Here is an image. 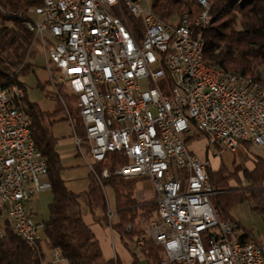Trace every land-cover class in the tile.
<instances>
[{"label": "built area", "instance_id": "2783aa9c", "mask_svg": "<svg viewBox=\"0 0 264 264\" xmlns=\"http://www.w3.org/2000/svg\"><path fill=\"white\" fill-rule=\"evenodd\" d=\"M188 15L165 21L149 0H44L29 11L39 33L49 82L64 103L78 151L99 180L112 175L97 164L109 153L126 162L116 174L151 183L157 202L148 238L163 248L161 264H264V240H240L241 229L213 204L219 191L210 161L189 146L197 135L236 152L243 143L264 146V91L225 79L196 62L199 38L209 23L210 0ZM147 4L148 7H146ZM77 99L85 135L61 88ZM21 85H0V238L7 227L30 244L43 240L31 198L51 190L48 164L23 133ZM88 150L92 161L88 158ZM116 211L110 207L111 221ZM145 237L136 244L145 245ZM53 256H62L55 249Z\"/></svg>", "mask_w": 264, "mask_h": 264}, {"label": "trees", "instance_id": "16d2710c", "mask_svg": "<svg viewBox=\"0 0 264 264\" xmlns=\"http://www.w3.org/2000/svg\"><path fill=\"white\" fill-rule=\"evenodd\" d=\"M43 0H0V85L13 83L25 90L24 108L30 117L32 134L37 148L42 152L48 164V178L52 183V202L49 204V216L43 221V239L52 249H59L70 264H124L119 257L105 258L100 241L92 227L84 219L83 206L89 208L95 219L103 225L109 224L107 217L106 187L111 186L116 198L117 218L112 220L114 229L119 233L122 243L130 251L133 264H143L139 255L131 249L130 243L145 237V245L140 253L147 264H161L163 248L151 238L146 237L147 229L138 230L135 226L140 213L149 219L157 202L139 203L134 195L133 179H125L115 173L117 167L126 162L123 154L109 153L106 160L97 164L101 172L110 168L112 175L102 179L103 185L93 173L87 189L75 192L71 190L62 176L64 169L59 152L56 149L57 137L53 132L56 116L65 115L69 119L66 107L59 98L55 111H46L29 99L26 84L22 76L34 72L31 58L35 56V35L28 28L29 11L41 5ZM213 18L205 28L200 27L205 39V61L226 72L240 73L264 87V0H210ZM155 14L171 21L175 17L188 15L195 20L201 10L198 0H150ZM44 88V87H43ZM61 94L75 122L78 135H85V128L77 99L61 88ZM22 105V103H21ZM200 135H197L199 138ZM243 143L242 147H250ZM233 170L220 165L217 170L210 167V180L219 191L212 198L213 204L227 220L236 222L243 233L240 240L253 239V231L247 230L235 219L232 208L245 200L255 202V209L264 212V157L254 158L252 169L243 168L234 163ZM243 173L246 183L239 173ZM237 180V185L230 184ZM101 209L102 216H96ZM141 211V212H140ZM140 212V213H139ZM44 255L41 242L28 243L7 227L0 238V264H43Z\"/></svg>", "mask_w": 264, "mask_h": 264}, {"label": "rangeland", "instance_id": "374dc122", "mask_svg": "<svg viewBox=\"0 0 264 264\" xmlns=\"http://www.w3.org/2000/svg\"><path fill=\"white\" fill-rule=\"evenodd\" d=\"M144 5L148 7L147 4L144 3ZM176 20L177 17L173 19L174 22H176ZM34 51L35 56L31 58V62L34 65V72L30 73L28 76H22V80L26 84L29 99L38 103L42 109L53 112L56 110L58 102L57 96L53 91V87L49 82L44 52L40 44H35ZM60 115H57L56 117H59ZM53 132L59 139L58 141H65L66 143V146L61 153V160L65 166L62 171V176L66 179L68 187L75 192L87 189L90 181V168L81 156H76L70 146V139L73 138V127L70 121L67 119L57 121L53 126ZM189 146L197 152L200 157H208L210 165L214 170H217L220 165H223L232 171L234 163L241 164L243 168L250 169L254 167V158L256 156L264 157V146L260 147L254 144L250 147L247 146V148L240 147L236 152L222 147H217L216 145H210L207 149V142L203 135L196 140L190 141ZM205 150L208 152L207 155ZM85 152L88 158L92 161L87 149H85ZM239 175L241 176L242 182L246 183L243 173L240 172ZM132 181L134 182V195L139 203H147L149 201L155 202L154 191L149 181L144 179H133ZM237 183V180L230 181V184L232 185H237ZM106 193L108 197V199L106 198L107 206L109 205L108 208L110 207L113 211H116V198L113 188L111 186H107ZM50 195V191H47L43 194H37L34 196L33 203L39 211L37 216L34 215L35 220L47 217ZM83 212L84 215H89L91 213L89 208L86 206H83ZM96 213L97 215H100L101 209H96ZM155 213L156 206L152 215L155 216ZM231 214L235 219L240 221L247 230H252L256 237L262 238L264 236V212H260L255 209L254 201L245 200L244 202L237 204L232 208ZM148 221L149 219L143 217L140 213V215L136 218L135 227L138 230L146 229L148 227ZM130 246L131 249L139 255L140 259H144L142 253H140V248L135 242V239L130 243Z\"/></svg>", "mask_w": 264, "mask_h": 264}, {"label": "crops", "instance_id": "0c3cea01", "mask_svg": "<svg viewBox=\"0 0 264 264\" xmlns=\"http://www.w3.org/2000/svg\"><path fill=\"white\" fill-rule=\"evenodd\" d=\"M64 117H65V115L63 114V115H60L57 118L59 120H64L65 119ZM67 120H69V119H67ZM72 136H73V138L70 139L71 140V144L70 143L69 144L72 147V150L74 151L76 156H81L82 157V155L78 151V148H77V145H76L74 130H73ZM58 140L59 139L57 138L56 149L59 152L60 157H62L61 153H62L63 149L65 148L66 143H65V141L60 142ZM76 151H77L78 154L76 153ZM205 151H206V155H207L208 152H207V150H205ZM63 167L65 168L64 164H63ZM250 169H252V168H250ZM47 191H50V193H51V190H47ZM47 191L39 192L37 194H43V193H45ZM37 194H35V195H37ZM34 196L31 198V200H30V202L28 204V207L31 210L33 217H34V215L37 216V214H39V211L37 210V207L33 203ZM106 198L108 199L107 193H106ZM52 199H53V195L51 193L50 199L48 201V207H49V204L52 202ZM108 206H107V208H108ZM95 214H96V216H102L103 212L101 210L100 215H97L96 212H95ZM48 216H49V208H48V212H47V217L46 218L44 217V219H39V220H36V221L43 223V221L45 219H47ZM115 217L117 218V214L116 213H115L113 219H115ZM84 219H85L86 223H88L92 227L94 233L96 234L97 238L99 239L100 245L102 247V251H103V254H104L105 258L109 259V258L119 257L124 264H133V257L131 255L130 251L124 246V244L122 243V240H121V237H120L119 233L114 229V227L112 225V220L113 219L111 221H109V224H107V225H103L100 222H98L95 219V216L92 213H90L89 215H84ZM240 233H243V229L241 230ZM251 240H255V241L260 242V241L264 240V236L262 238H258L253 233V239L251 238ZM41 248H42V252H43V255H44L43 264H70L69 261L67 259H65L63 256H61L59 260H56L54 258V256H53L54 249H52L49 246L48 241L43 239L41 241ZM141 261L143 262V264H147V262L145 260V257H144V259H141Z\"/></svg>", "mask_w": 264, "mask_h": 264}, {"label": "bare ground", "instance_id": "6f19581e", "mask_svg": "<svg viewBox=\"0 0 264 264\" xmlns=\"http://www.w3.org/2000/svg\"><path fill=\"white\" fill-rule=\"evenodd\" d=\"M149 4H151V3L149 2ZM212 18H213V14H212V12H210L208 25L211 23ZM34 35H35V40H39V33H34ZM205 47H206V43H205V39H204L203 34H202V36H200V38H199V47L196 51V62H199L200 67H202L205 70L217 71L218 73L222 74V76L225 79L240 81L241 84H246L249 88L258 89L259 91H264V87L260 83L254 81L251 78H248V77H246L240 73L226 72V71H224V70H222V69H220L214 65H210V64L206 63V61H205ZM11 85H18V84L13 83ZM24 95H25V93H22V98H15V105H21L22 100L24 98ZM22 124H23V133L32 134L30 117L26 111H23V113H22ZM35 152L41 153V155L43 156L42 152L37 148L36 143H35ZM43 161H45V164H47V160L44 156H43Z\"/></svg>", "mask_w": 264, "mask_h": 264}]
</instances>
